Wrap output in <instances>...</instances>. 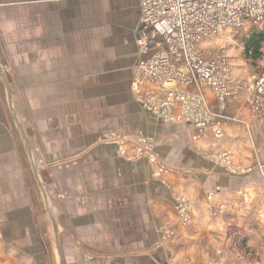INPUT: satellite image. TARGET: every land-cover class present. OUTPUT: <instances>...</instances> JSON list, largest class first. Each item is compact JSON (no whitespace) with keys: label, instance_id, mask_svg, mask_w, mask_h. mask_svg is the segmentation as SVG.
<instances>
[{"label":"crops","instance_id":"0c3cea01","mask_svg":"<svg viewBox=\"0 0 264 264\" xmlns=\"http://www.w3.org/2000/svg\"><path fill=\"white\" fill-rule=\"evenodd\" d=\"M140 15L139 0H0V264L264 257L263 105L243 88L221 102L208 86L181 85L208 101L219 139L200 119L143 107L131 83L158 41ZM121 136L130 151L153 138L172 171L157 179L147 161L120 156L111 141ZM223 152L247 172L209 159ZM183 196L191 225L179 220ZM233 227L255 262L235 253Z\"/></svg>","mask_w":264,"mask_h":264},{"label":"built area","instance_id":"2783aa9c","mask_svg":"<svg viewBox=\"0 0 264 264\" xmlns=\"http://www.w3.org/2000/svg\"><path fill=\"white\" fill-rule=\"evenodd\" d=\"M139 5L141 23L152 29L158 41L151 57L139 61L131 83L143 107L155 115L169 111L171 118L200 119L207 133L215 139L223 137L224 131L208 101L200 94L185 92L181 85L196 82L208 86L221 102L244 87L253 96L254 105L264 107V73L244 86L234 76V64L225 47L216 46L227 30L243 36L254 26L263 27L264 0H139ZM143 39L138 40L142 51L147 49ZM262 59L264 68V57ZM195 138L198 140L201 136ZM111 142L117 144L120 156L128 161L150 163L157 179H163L172 171L170 165L160 159L151 137L132 143L131 151L125 136L112 138ZM209 159L231 174L247 172L242 164L231 161L228 153H213ZM177 209L180 222L191 225L194 211L191 202L184 196L179 197ZM210 264L220 263L212 260Z\"/></svg>","mask_w":264,"mask_h":264},{"label":"rangeland","instance_id":"374dc122","mask_svg":"<svg viewBox=\"0 0 264 264\" xmlns=\"http://www.w3.org/2000/svg\"><path fill=\"white\" fill-rule=\"evenodd\" d=\"M257 28H262V27H257ZM245 36H240L236 33L235 34L232 33L230 30H227L226 32H223L221 34L222 41L216 42V46L219 47L220 45H222V47H225L226 54H228L229 57H231V60L234 64V68H233L234 76L237 77L238 80H240L241 84H244V86L248 85V83L249 84L252 83L254 78L259 77L264 73V68L261 67V63L263 59L258 61L256 64H251V65L246 61L243 53ZM242 88L245 89L244 87ZM235 253L239 255V259H241L242 256L245 258L243 253H238V252ZM257 262L263 264L264 257L261 258V260L257 259L256 263Z\"/></svg>","mask_w":264,"mask_h":264},{"label":"trees","instance_id":"16d2710c","mask_svg":"<svg viewBox=\"0 0 264 264\" xmlns=\"http://www.w3.org/2000/svg\"><path fill=\"white\" fill-rule=\"evenodd\" d=\"M254 26L245 35L244 38V56L246 61L251 64H256L264 56V26L262 28H257ZM236 235L233 237V244L235 245V250L238 253H243L245 259L249 262H255V258L251 253H249L248 243L250 238L248 235L237 227H233Z\"/></svg>","mask_w":264,"mask_h":264},{"label":"water","instance_id":"95a60500","mask_svg":"<svg viewBox=\"0 0 264 264\" xmlns=\"http://www.w3.org/2000/svg\"><path fill=\"white\" fill-rule=\"evenodd\" d=\"M0 76H1L2 79L4 80L5 84L8 86V80H7L6 76H5L4 73H3V70H2V68H1V66H0ZM15 120L17 121V119H15ZM17 122H18V121H17ZM21 131H22L23 136H25V138L27 139V136H26L24 130H21Z\"/></svg>","mask_w":264,"mask_h":264}]
</instances>
